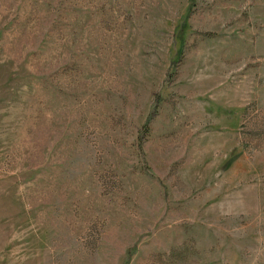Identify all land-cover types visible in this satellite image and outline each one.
Listing matches in <instances>:
<instances>
[{"label": "rangeland", "instance_id": "374dc122", "mask_svg": "<svg viewBox=\"0 0 264 264\" xmlns=\"http://www.w3.org/2000/svg\"><path fill=\"white\" fill-rule=\"evenodd\" d=\"M0 264H264V0H0Z\"/></svg>", "mask_w": 264, "mask_h": 264}]
</instances>
